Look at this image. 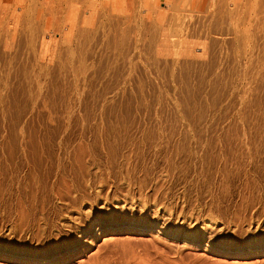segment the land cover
<instances>
[{
    "label": "rangeland",
    "instance_id": "1",
    "mask_svg": "<svg viewBox=\"0 0 264 264\" xmlns=\"http://www.w3.org/2000/svg\"><path fill=\"white\" fill-rule=\"evenodd\" d=\"M52 263L264 264V0H0V264Z\"/></svg>",
    "mask_w": 264,
    "mask_h": 264
},
{
    "label": "bare ground",
    "instance_id": "2",
    "mask_svg": "<svg viewBox=\"0 0 264 264\" xmlns=\"http://www.w3.org/2000/svg\"><path fill=\"white\" fill-rule=\"evenodd\" d=\"M65 202V201H64ZM120 222H117V223H114V224H112L111 226L113 227V229H120V228H122L121 227V224H119ZM92 224H94V223H92ZM92 224H90L89 225V227H88V229L90 230V227L92 226ZM99 225H102L101 223H100V221H99ZM145 225H146V222H142V223H140V224H138L136 227H137V230H141V229H143L144 227H145ZM161 230H164V228L163 227H161ZM83 231H85V230H83ZM81 236H79V240H77V239H75V240H73V239H71V240H65V241H63L62 239V241H61V243H59L58 245H57V248H56V252H54L52 255H53V258L52 259H54V260H57V258H59L60 256H62L60 253L64 250V245H68L67 246V248H69L68 250H71V249H74V248H77L80 244H81V242H80V240L82 239V236H83V234H80ZM86 239V238H85ZM211 242V241H210ZM50 249H53V248H50ZM252 249V248H251ZM53 250H55V249H53ZM42 252H44V253H37V252H32L31 250H30V252H28V254L29 255H34L35 256V259L36 260H40L41 259V257L42 258H44V257H47V256H49L50 255V251L49 250H46V251H42ZM5 253V252H4ZM43 254V255H42ZM41 256V257H40ZM31 257V256H30ZM29 257V258H30ZM33 257V256H32ZM33 259V258H32ZM64 259V258H63ZM59 260V259H58ZM55 263V262H54ZM53 264V263H52Z\"/></svg>",
    "mask_w": 264,
    "mask_h": 264
}]
</instances>
